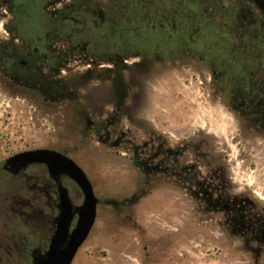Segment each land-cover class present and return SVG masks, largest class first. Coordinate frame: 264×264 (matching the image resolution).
Returning <instances> with one entry per match:
<instances>
[{
    "label": "rangeland",
    "instance_id": "rangeland-1",
    "mask_svg": "<svg viewBox=\"0 0 264 264\" xmlns=\"http://www.w3.org/2000/svg\"><path fill=\"white\" fill-rule=\"evenodd\" d=\"M1 14L0 40H7L10 12ZM173 67L125 72L131 88L121 114L104 107L112 91L107 77L76 73L67 79L72 93L56 102L54 92L40 95L0 79V165L20 152L58 150L84 169L99 199L96 223L72 264H264V244L234 235L222 212L208 211L171 178L147 176V192L134 199L145 176L133 164L131 148L162 134L167 144L187 150L184 160L199 156L203 172L223 170L231 192L252 199L264 213V139H255L221 103L229 85L207 72L193 74L194 66L167 71ZM230 75L240 76L239 69ZM68 185L81 203L77 184ZM5 203L0 200V230L15 225L31 230L34 244L46 242L48 219L16 217Z\"/></svg>",
    "mask_w": 264,
    "mask_h": 264
},
{
    "label": "flooded vegetation",
    "instance_id": "flooded-vegetation-1",
    "mask_svg": "<svg viewBox=\"0 0 264 264\" xmlns=\"http://www.w3.org/2000/svg\"><path fill=\"white\" fill-rule=\"evenodd\" d=\"M33 1L41 3L47 15L43 21L44 35L38 43L19 36L15 23L10 20L14 19L13 13L18 8L17 0H0V21L1 11L7 9L10 17L4 26L10 38L20 44L23 55L11 71L0 68L1 80L10 81L8 76L11 75L18 84L29 88L37 76H43L52 81V85L47 83L46 87L53 88L48 92L55 93L51 94V100L56 102L59 101L56 96L73 91L75 86L67 79L76 73L107 77L112 91L104 107L116 110L128 106L131 88L125 76L124 81L115 82L113 77L118 76L120 70L125 73L135 69L150 74L155 66L170 64L174 67L167 71L176 72L181 70L175 67L180 64L194 66L193 74L207 72L221 83L236 67L242 78L236 90L222 93L221 103L243 119L246 130L255 139H264V53H254L264 51V0H137L147 8L143 12L147 23L143 25L148 35L142 38L139 48L129 46L127 36L119 38L121 42L113 41L111 36L114 9L123 12L129 0ZM257 27L263 29V36L256 35ZM75 63L83 64L84 70L75 69ZM158 136L145 145L153 142L158 153L166 147L176 148L167 144L162 134ZM186 152V149L180 151V163L195 164L207 186H222L223 191L211 193L209 211L222 212L225 225L246 243L264 244V214L259 213L257 204L248 197L232 193L223 170L218 173L211 168L203 172L199 156L196 161L184 160ZM13 156L0 165V200H7L5 204L13 209L15 216L18 214L26 220L38 214L45 217L51 224V232L46 242L36 245L29 229L12 225L0 230V264H43L57 229L61 191H67L74 211L83 201L74 202L69 176H53L45 163L23 165L12 160ZM171 179L182 187L178 176ZM187 186L194 189L192 184ZM81 192L77 189V194ZM188 193L201 200L194 197L193 191ZM249 208L254 214L246 212Z\"/></svg>",
    "mask_w": 264,
    "mask_h": 264
},
{
    "label": "trees",
    "instance_id": "trees-1",
    "mask_svg": "<svg viewBox=\"0 0 264 264\" xmlns=\"http://www.w3.org/2000/svg\"><path fill=\"white\" fill-rule=\"evenodd\" d=\"M18 8L14 11V19H10L16 25V31L19 36L26 39L34 40L38 43V39L44 35V20L47 19V15L42 8L41 3H36L33 0H17ZM142 3L140 4L137 0H129L128 5L124 8L123 12L117 11L114 9L113 20H114V28L111 31V36L113 41L121 42L119 38L124 36L130 37L129 46L139 48L141 47V40L146 33V28L143 25L144 22L147 23V18L144 17L143 12L146 7ZM118 25V27H116ZM124 26V27H123ZM123 27V28H121ZM263 29L261 27L256 28V35L263 36ZM151 36V34H150ZM117 39V40H116ZM19 43H16L14 39L2 40L0 42V68L6 71H11V69L15 68V64L19 63V61L23 58L22 53L19 50ZM255 54L264 53L263 50L255 51ZM258 57V56H257ZM259 58V57H258ZM262 59V58H261ZM220 61V60H219ZM115 82L124 81V72L120 70L118 76L113 77ZM242 76L236 77L234 75H228L221 80L223 83L229 85L230 89L236 90V86L238 85L239 80ZM10 79L9 82H13L19 86L26 87L22 84H18L15 80V77L8 76ZM215 80L219 78L215 77ZM216 82V81H215ZM219 82V81H218ZM221 82V83H222ZM52 85V81L50 79H45L43 76H37L36 80L33 81L31 87H27L32 91L38 92L40 95L48 94L53 88L46 87V84ZM217 83V82H216ZM55 84L53 83L52 87ZM57 89V88H55ZM61 89V88H58ZM64 90V89H61ZM65 91V90H64ZM65 94H71L72 90ZM124 108L116 109V114L123 113ZM158 135H154V139L158 138ZM156 142V141H154ZM130 150V148H126ZM157 147H154L153 142L149 145H134L132 150V161L135 167L140 170V172L145 176L142 187L139 192L134 195V199H138L143 196L147 192V184L149 175H162L168 178H172L173 176H178L181 188L185 189L187 192H194V197H199L204 207L209 211L211 210L209 207V203L212 201L211 193L213 191L221 192L222 186L220 187H209L205 183V179L201 178L200 172L195 164H184L180 163V151L181 148H170L166 147L163 152H157ZM158 155V156H157ZM159 157V158H158ZM175 158L177 159V163L175 162ZM158 165L161 167L158 169ZM192 184L194 189L189 188L187 185ZM247 213L254 214L252 209H246ZM244 211L241 212V214ZM262 213V211H259Z\"/></svg>",
    "mask_w": 264,
    "mask_h": 264
},
{
    "label": "water",
    "instance_id": "water-1",
    "mask_svg": "<svg viewBox=\"0 0 264 264\" xmlns=\"http://www.w3.org/2000/svg\"><path fill=\"white\" fill-rule=\"evenodd\" d=\"M12 160L23 165L45 163L53 176H69L82 191L83 202L75 211L67 191H61L57 229L43 258V264H72L78 250L89 237L98 215L99 199L86 172L68 155L49 148L20 152ZM76 215L78 217L72 228Z\"/></svg>",
    "mask_w": 264,
    "mask_h": 264
}]
</instances>
